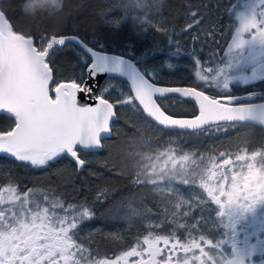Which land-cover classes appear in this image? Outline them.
I'll return each mask as SVG.
<instances>
[{
  "label": "snow or ice",
  "instance_id": "6c2138e0",
  "mask_svg": "<svg viewBox=\"0 0 264 264\" xmlns=\"http://www.w3.org/2000/svg\"><path fill=\"white\" fill-rule=\"evenodd\" d=\"M137 5L138 0H115L108 11L119 10L121 15L112 17L109 26L119 30L131 20L134 29L146 32L149 25L138 15ZM241 7L231 42L218 59L213 54L208 61H202L194 51L190 53L196 66L194 76L201 82L199 90L196 86H158L151 78L155 72L147 70L149 59L185 54L170 29L167 33L171 47L167 53L153 46L143 52V60H133L107 54L75 36L53 35L37 47L33 38L15 34L6 15L0 17V110L13 118L12 126L0 131V154L34 168H46L68 155L82 169L87 161L81 152L102 147V134L111 131L116 104L142 111L149 121L164 127L194 132L203 131L205 126L216 131L226 126H214L225 110L264 120V103L255 102L262 98L255 91L249 90L243 97L232 95V69L264 59V0H248ZM191 16L186 29L200 23L195 12ZM201 32L209 35L203 26ZM200 38L197 34L192 39ZM69 40L87 53V58L80 57L83 74L67 82L54 81L50 56ZM73 54L78 55L75 51ZM140 63L145 67L141 68ZM160 67L172 70L174 64L163 59ZM100 76L126 78L130 93L115 103L104 95H94ZM205 87L217 89L220 98L206 94ZM240 88L249 89L247 82ZM81 93L86 100L94 98L95 105L81 103ZM172 94L195 101L198 114L192 118L171 114L166 100ZM193 187L201 192L192 198L176 189L182 197L175 205L179 212L164 209L161 222L154 225V229L162 224L173 225L167 234L150 230L112 257L100 256L81 243L79 229L95 218L89 206L66 205L49 193L36 196L18 192L16 187L3 188L0 264H250L240 224L264 207V191L250 186L249 176L235 169L226 170L223 163L212 165L206 178Z\"/></svg>",
  "mask_w": 264,
  "mask_h": 264
},
{
  "label": "trees",
  "instance_id": "16d2710c",
  "mask_svg": "<svg viewBox=\"0 0 264 264\" xmlns=\"http://www.w3.org/2000/svg\"><path fill=\"white\" fill-rule=\"evenodd\" d=\"M226 1L138 0V15L149 25L147 31L143 33L133 28L131 20L124 23L119 30L109 26L108 21L112 17L121 15L119 10L108 11L115 0H57L56 2L0 0V11L13 25L15 34L33 38L37 47L53 35H76L94 48L119 53L133 60L137 58L143 60V52L153 46H158L165 53L170 50L171 45L168 42L169 34L167 33L170 29L173 40H178L186 50L185 54L172 59L193 61L190 55L193 51L201 60L204 54L209 58L213 52L219 51L218 37L220 33H223L229 17L226 12ZM192 12L202 13L200 23L194 29H186ZM201 26L209 32V35H203ZM197 34H200L201 38L193 40V36ZM74 51L78 55H74ZM81 56L87 58V55L72 43H66L64 47L56 49L50 56L54 81L63 82L78 78L79 75L70 76L69 73L81 60ZM162 57L164 56L149 59L147 65L149 63L156 65L154 64L156 60ZM139 66L145 67L144 63H140ZM173 70L175 72V69ZM164 74L169 76L167 73ZM174 76H176L174 81L169 82L168 77H161V80H155V82L167 85L196 86L198 89L201 87V84L187 82L184 79L187 77L178 72ZM116 84L125 85L127 95L130 93L126 82L117 78H109L97 94L104 95L110 102L115 103L122 97H114L105 89ZM203 90L208 95L217 96L209 88ZM166 107L174 116H192L197 112L192 102L175 97L166 100ZM114 111L116 119L111 124L110 136L102 141L101 149L81 152L82 157L87 161L82 169H78L75 162L67 155L58 158L47 168L39 171L13 158L0 156V165L7 173V177L4 178L14 182L22 180L25 186L37 185L29 180L33 172L40 173L48 170L53 175L56 167L66 164L72 172L71 185L65 187L62 184L61 186L54 184L61 191L52 189L51 194L60 196L58 198L66 205H85L94 210L95 218L83 224L79 230L84 231L100 226L99 236L83 239V242L86 240L87 247L98 252L100 256L112 257L114 254H120L122 250L134 245L137 238L142 239L148 231L154 229V226L146 227L145 220L154 219L158 222L161 220L164 209L169 212L174 211L172 206L174 198L164 192L152 191L153 184L148 182L149 176L143 164L146 156H152L157 149L155 147L152 152H147L148 143L145 138L152 137L150 143L162 146L166 135L180 134L182 151L193 155L230 154L229 152L237 155L244 148H248L249 151L253 150L254 145L255 149H260L257 151L264 152V128L253 123H218L214 126H226L220 127L218 131L209 130L208 126L199 132H179L161 129L149 121L142 111H137L132 107L125 111L123 107L116 104ZM141 122L145 129V131L143 129L144 135L139 130ZM12 124L13 118L10 115L0 113V131L7 130ZM249 129L254 131L253 140L256 142H252L249 136H241ZM228 140L233 142L229 143ZM200 150L202 151L199 152ZM98 196L99 200H97ZM169 229L170 226L162 224L159 229L154 230L167 234ZM113 230L117 231L115 237L109 235Z\"/></svg>",
  "mask_w": 264,
  "mask_h": 264
},
{
  "label": "rangeland",
  "instance_id": "374dc122",
  "mask_svg": "<svg viewBox=\"0 0 264 264\" xmlns=\"http://www.w3.org/2000/svg\"><path fill=\"white\" fill-rule=\"evenodd\" d=\"M53 2H56L57 0H50ZM248 0H237L233 5V8L229 12V20L227 21V27H226V35L229 36L226 42V45L231 42V37L234 35V29L235 26L238 24L237 16L239 12L242 10V4L247 3ZM197 14V17L199 19L202 17V13L195 12ZM192 19V16H191ZM190 19V20H191ZM226 45H222L219 50L213 54H215L216 58L218 59L220 55H222L223 52H225ZM213 54L210 55L208 58V55L204 54V58L202 61H208L211 57H213ZM198 56V54H196ZM163 59H170L171 62L174 64V70H169L165 67H160L161 61ZM156 65L148 64L147 68L149 72H155V76H153L154 80L159 81L161 80V77H168L169 82L174 81L176 79V73L186 76L187 78H184L187 82L195 83L196 85L201 84L198 80H196L194 76V69L195 64L191 60H179V59H172L169 57H162L158 60H156ZM84 69V64L81 62V60L77 63V65L74 67V69L69 73L70 76L74 75H81L82 70ZM75 71V72H74ZM160 73V75L158 74ZM164 73H167L169 76H165ZM230 75L233 76V83H239L244 84L245 81L247 84L254 83L258 79L264 77V59H258L255 62H245L240 64L239 66H236L232 69L230 72ZM67 82V81H63ZM105 83V82H104ZM103 83V84H104ZM102 84V85H103ZM54 86V85H53ZM128 87V85H127ZM207 88V87H205ZM214 89V88H209ZM217 90V89H216ZM105 91H109L110 94L114 97H122L124 98L127 95V89L126 86L123 84H116L113 85V87H107ZM120 105V107H123L125 111H127L129 108H131L129 105ZM134 117V116H132ZM150 128V126H148ZM144 129L143 123L139 124V130L142 135ZM151 129V128H150ZM253 130H246L244 133L241 134V136H249L251 141L256 142L253 140L255 137ZM147 140V152H152L156 147V153H154L152 156H146V160L143 164L144 169H146V174L149 176L148 182L152 183V191H158V192H164L170 196H172L173 204L175 212H179L178 208H175V205L178 204L182 197L177 195L176 189L181 190L185 197L192 198L199 194L201 192L200 189L193 187L194 185L199 184L200 180L202 178H206L209 169L212 165H217L223 163L225 169H235L237 172L242 173L244 176L250 177V186H257L262 191H264V152L257 151L260 150L259 148L255 149V145L253 150H250L248 148H244L242 151L238 152L236 158L232 156V158H227L223 160H219V158H208L203 157L201 155H193L192 153L182 151V147L180 145L182 144V136L180 134H169L165 136V141L162 142V146H156L153 143H150L152 140V137L145 138ZM229 143H232L233 141L228 140ZM228 143V144H229ZM230 145V144H229ZM258 147V146H256ZM231 149V148H230ZM229 149V150H230ZM197 150V149H196ZM256 150V151H255ZM200 150L199 152H201ZM231 155L233 152H229ZM223 154V153H221ZM226 154V155H230ZM234 155V154H233ZM184 157H188V159H184ZM55 162V161H54ZM263 162V163H262ZM53 162H50L52 164ZM136 163V162H135ZM48 167V166H47ZM46 167V168H47ZM37 171H39L42 168H35ZM33 172L32 176L29 178L31 183L38 182L36 187L30 189L29 192L32 195L41 196L44 193H53L52 189H55L56 191H61L57 185L54 184H60L59 186L64 185L70 186L71 185V179H72V172L71 169L66 165H61L56 167L53 170L54 177H51V171L43 170L40 173ZM102 174V172L100 173ZM32 185V184H30ZM6 187H16L18 192H25V188L27 187L25 185H21L20 183H16L14 181H11L9 179H6L2 185H0V190H3V188ZM52 195V194H51ZM56 199H59L56 196V194L53 195ZM61 200V199H59ZM160 221L155 222L154 219L147 220L145 222L146 227H153L156 223H160ZM173 225L170 226L172 228ZM81 230V229H80ZM80 240L81 243H83L86 247V240L83 242V239H89L90 237L98 235L100 232V226H95L92 228H89V230L80 231ZM156 231V230H155ZM111 233V234H110ZM109 235L112 237L117 236V231L113 230L110 232ZM183 233V232H182ZM104 234H106L104 232ZM182 235H185L183 233ZM99 236V235H98ZM180 255H183L182 253Z\"/></svg>",
  "mask_w": 264,
  "mask_h": 264
},
{
  "label": "flooded vegetation",
  "instance_id": "af4514ba",
  "mask_svg": "<svg viewBox=\"0 0 264 264\" xmlns=\"http://www.w3.org/2000/svg\"><path fill=\"white\" fill-rule=\"evenodd\" d=\"M227 13L229 14V12L231 11V9L233 8V5H235L234 3L237 2V0H227ZM225 23L224 26V30L223 33L219 34V41L217 44V47L220 49V47L222 45H226L227 39L229 36L226 35V27H227V21ZM218 49V50H219ZM221 51V50H219ZM234 84V88H233V92L232 95H237L238 97H243L247 94V92L249 90H253L255 91L258 96H262V99H257L255 102H264V77L258 79L256 82L254 83H250L247 84V88H240V86L242 84L239 83H233ZM213 93H215L217 96V98L220 97V93L218 90L216 89H211ZM239 103V102H238ZM257 125V124H256ZM259 126V125H258ZM261 127V126H260ZM3 154H0V156H2ZM203 157H208L211 159L214 158H219V160H223L227 158H232L233 155H226V154H209V155H201ZM237 156V155H236ZM236 156L234 155L233 157L236 158ZM6 157V156H5ZM6 170L2 169V165H0V185H2L4 183V181L7 178L6 176ZM3 175V176H1ZM16 183H20L21 185H23V181L22 180H17ZM33 183H38V182H33ZM28 187L30 189L35 187V184H32L31 186H27V187H23L22 189L25 188L26 191H30L28 189ZM24 192V191H23ZM21 192V193H23ZM147 220H145L146 222ZM166 226H171L170 224H166ZM181 235L183 234L182 232L180 233ZM204 234H208L207 232H205ZM240 235H241V240H245V238L247 239V244H246V253L249 255H246V259H248L250 261V264H262V262H264V207H261L260 209H258L256 211V213L254 215L250 214L246 220L242 221L240 224ZM183 236V235H182ZM227 251L230 252V249H226Z\"/></svg>",
  "mask_w": 264,
  "mask_h": 264
},
{
  "label": "water",
  "instance_id": "95a60500",
  "mask_svg": "<svg viewBox=\"0 0 264 264\" xmlns=\"http://www.w3.org/2000/svg\"><path fill=\"white\" fill-rule=\"evenodd\" d=\"M3 16V13L0 11V17ZM23 36V35H21ZM78 37L76 35H64V37ZM23 37H26V36H23ZM59 37V36H58ZM80 38V37H79ZM81 39V38H80ZM34 41V40H33ZM67 43H72L74 44L76 47H78L83 53H85L87 55L86 52L83 51V49L80 48V46L78 44H76L75 42L73 41H68ZM90 46V45H89ZM103 51V50H102ZM107 54H116V55H121L119 53H112V52H108V51H103ZM124 56V55H122ZM126 57V56H125ZM126 58H129V57H126ZM111 78H117V79H120L124 82L127 83V85L129 86L130 88V84L127 82V79L126 78H121V77H117V76H112ZM109 79L108 77L106 76H100L98 77L97 79V82H96V85L93 89V92H94V95H98L97 92L98 90L100 89V87L102 86V84L107 80ZM89 83H91V81H89ZM158 86H168V87H185V86H188V85H167V84H161V83H157ZM199 90V89H198ZM54 95V93H53ZM83 95L84 94H78V96L80 97V102L83 103V104H90V105H95L96 101L95 99H90V100H86L83 98ZM171 97H175V98H181V99H185V100H188L190 102H192L194 104V106L196 107V114H198V106L196 105L195 101L193 100H190V99H187V98H182V97H178L176 94H172ZM220 98V97H219ZM257 103H264V102H257ZM115 112V111H114ZM0 113L1 114H6V115H10L6 112H4L3 110H0ZM145 115V114H144ZM195 115H192V116H178V117H184V118H192L194 117ZM11 116V115H10ZM116 119V115L112 118V120L110 121V130H111V124L112 122ZM240 122H247V123H253V124H257L259 126H261L262 128H264V120H261L259 118H250L249 115L247 113H234V112H231L229 110H225V114L223 116H221L219 119H217L216 121H214V124H218V123H240ZM154 123L156 126L160 127L161 129H165V130H168V131H179V132H190L192 130L188 129V130H184V129H179V128H170V127H164L163 125L159 124V123H155V122H152ZM205 127H208V126H205ZM111 133V131H110ZM110 133L108 134H102V141L106 138H108L110 136ZM101 141V143H102ZM101 148L99 149H94V150H87L88 152L90 151H99ZM68 156V155H67ZM68 158L70 160H72V158L70 156H68ZM73 161V160H72ZM74 162V161H73Z\"/></svg>",
  "mask_w": 264,
  "mask_h": 264
},
{
  "label": "clouds",
  "instance_id": "9594fccd",
  "mask_svg": "<svg viewBox=\"0 0 264 264\" xmlns=\"http://www.w3.org/2000/svg\"><path fill=\"white\" fill-rule=\"evenodd\" d=\"M262 123H264V122H262Z\"/></svg>",
  "mask_w": 264,
  "mask_h": 264
}]
</instances>
